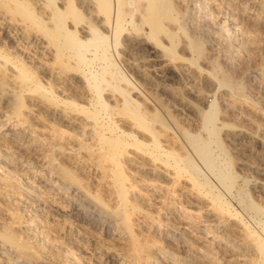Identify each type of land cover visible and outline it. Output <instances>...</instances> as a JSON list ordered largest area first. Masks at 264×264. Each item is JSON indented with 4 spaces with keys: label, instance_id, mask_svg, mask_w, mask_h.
Instances as JSON below:
<instances>
[{
    "label": "bare ground",
    "instance_id": "6f19581e",
    "mask_svg": "<svg viewBox=\"0 0 264 264\" xmlns=\"http://www.w3.org/2000/svg\"><path fill=\"white\" fill-rule=\"evenodd\" d=\"M0 1L4 9L16 12L25 20L28 27L34 26L44 34L48 43L55 48L54 53L50 55L57 68L72 79L79 78L84 84L82 88L84 87V90L87 91L85 95H82L84 99L81 101L76 97L60 96L54 91L52 85L44 82L45 80L43 81L41 76L39 77L35 73L34 67L28 65L17 52L11 53L5 47L0 46V66L7 64L13 68V77L17 82V85L12 84L14 86L12 92L14 96L11 101L13 103L12 113L21 120L26 119V114L22 110L27 102L24 101L25 91L47 97L50 103L56 107L59 105L67 110V112L63 111L65 113L58 114L60 119L62 118L67 124L76 125V128L81 130L82 136L88 134L86 139L95 142L84 147L90 149L92 153L94 152L95 156L97 154L98 161L101 163L109 162L112 165V167L106 165L107 170L109 169L112 173V181L108 190L110 199L116 201V206L108 209L110 211L108 219L111 223L109 228L99 231L105 232L104 234L111 238V241L98 238L94 231L82 227L93 237H96V240L101 243L102 249L103 247L105 251L107 249L105 252L107 257L116 259L114 261L116 264H213V259L216 260V255L204 244V241L190 235L187 236L185 229H178L184 243L181 249L179 247L163 248L159 245L160 239H157L152 227L148 225L145 227L146 225L143 226L142 222L134 218L138 211L143 212L145 206L139 198L140 194L136 192V189L141 188L139 180L131 179L125 166L139 157L144 160L149 159L154 166L160 165L168 171L164 173L152 169V173L156 177L147 179L158 181L159 186H165L166 182L168 183V178L171 179L172 184L174 182L176 184V181L174 179L173 181L169 175H174L177 180L183 178L186 181L193 202L192 209L200 212L203 217L201 228L218 232L219 234L215 236L217 242L223 243V246L232 254L238 256L245 251L255 258L256 264H264V202L256 200L252 194L253 190L264 194V183L251 188L248 186L247 177L241 176L234 170L233 162L226 149L227 146L220 136L224 127L233 125L223 119L219 123V112L221 110L227 112L230 106L229 97H245V86L243 82L222 69L218 59L211 57L206 51L202 38L188 27V19L193 13L202 10L204 14H208L210 10L208 7L211 5L214 4L216 8L227 7L233 0H91L97 5L95 11L100 14L98 24L85 20L81 9L72 3V0L65 7L60 6L57 0H43L44 7L50 11L48 20L46 17L44 19V15L37 10L36 2L33 3L31 0ZM215 16L217 18V15ZM69 19H72L73 22H87L89 34L86 37H82V35L80 37L76 30L79 24L75 25L76 27H71ZM1 20L3 21L2 25L7 27L6 30L9 29L21 38L26 35V28L23 29L22 25L14 24L13 20L7 21L4 18ZM34 37L36 38V36ZM128 50H145L146 54L148 53V58H146L148 64L153 67L159 64L160 72L175 71L178 67H185L191 72L198 71L207 81L215 83L217 88L222 86L225 88L220 97H217L215 92L212 94V100L207 102V92L195 88L193 82L183 83L184 91L200 100L195 109L201 123L200 130L196 129L197 131L191 132L183 129V136H180L174 130L175 128L170 127L167 122L161 121L158 116L151 120L147 117V110L142 111L143 108L140 110V100L138 101L134 94L141 93V87L133 82L132 76L120 62L121 55ZM176 71L173 75L176 78L181 77ZM5 80H7L5 76L0 77V84L5 85ZM106 88L114 90L118 94V98L112 102L108 101V97L105 98L102 94ZM119 111L131 116L134 119L133 124L143 126L146 131L140 135L135 130L127 129L125 125L121 124L122 122H119L122 120L118 119ZM168 119L171 120V117ZM156 122L161 125L163 131L171 132L170 135L173 136L170 137L176 138L175 143L179 149H176L174 145H169L170 140L168 144L162 143L159 139L160 130L149 127ZM258 128H262V135L245 129L232 132L233 136L230 134L228 136L231 140H237L243 135L249 136L260 141L264 149V123L258 125ZM62 130L64 129L62 128ZM18 133L20 130H14L11 134L17 138ZM2 147L5 149L1 162L6 164L7 171L0 172V188L4 189L5 194L7 192L8 197L0 194V200H4L6 204L3 206L4 209L1 206L0 210H7L8 213L0 212V254L15 263L21 261L25 264H80V262L81 264H90L91 261L88 262L89 259L85 256V250L79 249L80 254L77 256L72 253V250L76 248L75 244L69 241L70 229H67L66 225L61 227L58 221L49 222L48 219L42 224L41 229L51 232L58 238L63 236L67 244L64 251H58L49 246L41 232L33 227L22 225L21 219L25 217L32 222L38 218L36 219L34 214L30 215L29 208L24 207L22 198L26 193L18 189L17 181L20 179L12 174L14 167L11 163L15 160L14 155L6 150L5 143ZM255 164L257 166L250 165V167H254L256 170L260 169L259 165L262 164L257 162ZM58 172L63 178L62 181L55 182L59 188L65 191L72 189L75 185L77 188H81L79 179L69 168L63 166L59 168ZM30 187L33 186L30 185ZM39 193L42 192L39 191ZM57 194H53L55 197L42 194V197L60 209L59 199L61 197L59 198ZM83 197L88 203L108 207L98 197L92 198L88 192ZM147 214L148 212L145 213V215ZM82 224L80 225L83 226ZM200 229L199 231H202ZM80 241L85 242L86 239L82 238ZM214 264L217 263L214 262Z\"/></svg>",
    "mask_w": 264,
    "mask_h": 264
},
{
    "label": "rangeland",
    "instance_id": "374dc122",
    "mask_svg": "<svg viewBox=\"0 0 264 264\" xmlns=\"http://www.w3.org/2000/svg\"><path fill=\"white\" fill-rule=\"evenodd\" d=\"M31 1L33 3L36 2L35 7L42 15H44V19L47 18L46 20H48L50 11L47 7H44V1ZM57 1L60 3V6L65 7L70 0ZM233 2L230 5H227V7L219 6L216 8L213 4L208 7L210 9L208 14H204L202 10L193 13L191 18L188 19V27L192 32L202 38L207 49L206 51L211 57L213 56L218 59L222 69L235 79L243 82L245 86V97L228 98L230 106L228 107L227 112H224L223 110L219 112V123H221L223 119L233 125L232 127H224L221 130L222 134H220V136H222L221 138L227 146L226 149L233 162L234 170L241 176L247 177L249 180L248 186L251 188L254 185L262 182L264 183V149L262 148L260 141L257 139L243 135L237 140H231L228 135L230 134L233 136L232 132L245 129L248 131L252 130L256 132L255 134H263L262 128H258V125L264 123V0H233ZM72 3L81 9V14L85 20L93 21L92 23H97V21L100 20V14L95 11V6L97 5L92 3L91 0H72ZM0 12V46L5 47L6 50H9L11 53H14V51L17 52L28 65L32 68L34 67L33 70L35 69V73L39 77L41 76L40 78L43 81L45 80L44 82L52 85L54 91L60 96L68 98L76 97L79 101L83 100L84 97H82V95H85V92H87L84 90V87L82 88V85H84L83 82L80 81L79 78L72 79V77H69L57 68L56 63L53 62L50 55L54 53L55 48L48 43L44 34L39 32V29L34 26L28 27L24 22L25 20L21 16H18L16 12H10L4 9V7L1 6V1ZM215 15H217V18ZM3 18L7 21L13 20L16 25H22L23 29L26 28V35H23V38H21L19 35L13 34L9 29L6 30L7 27L1 23L3 22L1 20ZM22 22L24 23L21 24ZM47 22L50 23L49 21ZM69 25L71 27H76L75 25H78L76 30H78L80 37L81 35L82 37H86L89 34V24L87 22H73L72 19H69ZM4 32L6 33L4 34ZM34 36H36V38ZM14 39L15 41L13 42ZM12 45H15L17 50ZM147 54L145 50H128L125 51L120 58V62L124 65L126 71L132 76L131 78L133 82L141 87L142 92L134 94L136 99L138 101L140 100V110H142V108V111L147 110V117L151 120H154L155 116H158L161 121L165 123L167 122L170 127L172 126V128H175L174 130L180 136H183V129L187 131L190 130L191 132L200 130L201 123L200 120H198V114L195 111L200 100L195 99L193 95L187 94L184 91V84H187L188 82L190 84L193 82L195 88L207 92V102L212 100V94L215 92L217 97H220L225 91V88H223V86L217 88L215 83L207 81L198 71L194 70L191 72L185 69V67H178L176 69L177 71L175 70L176 73L178 72L180 74L181 77L179 78L174 76L175 71L173 70L160 72L159 64L154 67L148 64L146 59L148 58ZM13 73V68L7 64L5 66H0V77L5 76L7 79L5 80V85L0 84V172L4 173L7 171L6 164L1 162L4 158L3 150L5 149L2 145L5 143L6 150L10 151L15 158L14 162L11 164L14 167L12 174L20 179L17 181L18 189L26 193L22 198L24 200L23 205L25 208H29L28 213L30 215L34 214L36 215V219L38 218L36 221L32 222L25 217L21 219L22 225L33 227L38 232H41L42 237L46 239L49 246L58 251H64L67 244L63 236L58 238L53 236L51 232L41 230L43 227L42 224L45 220L49 219V222H53L54 220L55 222L58 221L61 227L66 225L67 229H70L69 241H71L72 244H75L76 248L72 250L74 255L77 256L80 254L79 249L85 250V256L89 259L88 262H92H90V264H98V262L99 264H116L114 262L116 259L107 257L108 255L105 254L107 249L106 251L104 247L102 249V245L96 240V237H93L88 231H85L82 228L84 227L88 230L94 231L98 238L100 237L107 241H111V238L104 234L105 232L99 231L109 228L111 223L108 219L110 217V211H108V209L115 208L116 206V201L110 199L108 190L112 181V173L109 169L107 170V166L109 165L112 167V165L109 162L101 163L98 161L97 154L96 157L94 152L92 153L90 149L84 147L92 143L94 144L95 142L86 139L88 134L82 136L81 130L77 129L76 125L67 124L62 118L60 119L58 114L61 112L65 113L63 111L66 109L62 106L59 107V105L56 107V105L50 103L47 97L25 91L24 101L27 102H25V106L22 110H24L23 112L26 114V119L21 120L15 116V114L12 113L13 103L11 101L14 96L12 93L14 89L13 85H17V82L13 77ZM81 91L84 92L80 93ZM102 94L105 98L108 97L107 100L110 102L118 98V94L111 88L104 89ZM38 113L44 114L39 116ZM67 114L69 115V112ZM117 114L120 115V117L117 115L118 119H122L119 122H122L121 124L125 125L127 129L135 130V132H138L137 134L140 135H142V132L146 131L143 126L136 125L135 123L133 124L134 119L131 116L120 111ZM170 117L171 120L168 119ZM153 124L152 126L149 125V127L160 130L159 139H161L163 144H168L170 140L169 145H174L176 149H179L175 143L176 138L172 139L170 137L173 136L170 135V131H163L161 125L157 122L155 123L156 125L154 124L153 126ZM62 128L64 130H62ZM14 130H20V133H18L19 138H15L11 134ZM66 132H70L71 135ZM166 140H168V142H166ZM150 161L151 160L149 159L144 160L138 157L137 160L132 161L133 163L129 162V165H124H126L125 169L127 170L129 177L134 180H139L141 188L136 189V192L140 194L139 198L142 201L143 206H145L143 212L138 211L135 214L136 216L134 215V218L142 222L143 226L146 225L145 227H147L148 225L152 227L157 235V239H160V246L169 249L173 247H179L181 249L184 243L182 237L179 235V230L185 229L187 236L190 235L196 239L198 238V240L202 242L204 241V244L213 251L216 255V260L213 259V264L214 262L217 264H256L255 258L249 253L244 251L237 256L226 249L223 246V243L217 242L215 236L216 234H219L218 232H211L207 229L203 230V228H201L200 225H203V217L200 212L192 209L193 202L191 201L190 191L183 178H178L177 180L174 175H169L168 173V175L172 177V180L174 179L176 181V184L175 182L172 184L171 179L168 178V183L166 182L165 184L166 187L159 186L158 181L156 182L147 179L156 177L154 173H152V169L160 170L164 173L168 172L160 165L154 166L153 162ZM256 162L262 164L259 165L260 169L256 170L254 167H250V165L257 166L255 164ZM60 166H64L73 171L75 174L74 176L77 177V179H79L78 182L81 183V188H77V185H75L72 188L73 190L67 189V191H65L56 185V181L63 180L58 172L59 168H61ZM150 181L155 184H151ZM30 185L33 187L31 188ZM39 191L42 193H39ZM85 191L88 192L92 198L98 197L109 208L101 206L100 204L93 205V203H88L83 197L86 193ZM0 194L8 197L7 192L5 194L4 189L2 188H0ZM42 194L51 197H55L53 194H57L59 198H64L63 200L61 198L59 199L60 209L55 204L46 201L42 197ZM252 194L256 200L264 202V194L257 192L256 190H253ZM1 206L2 208L3 206H6L4 200H0V207ZM2 210H0V212L8 213L7 210ZM147 212L148 214L145 215ZM150 218L152 219L150 220ZM135 228H137V225H135ZM199 229L202 231H199ZM82 238L86 239V241H80ZM180 257L183 256L180 255ZM20 262L15 263L14 261H9L6 257H3L0 254V264H25Z\"/></svg>",
    "mask_w": 264,
    "mask_h": 264
}]
</instances>
